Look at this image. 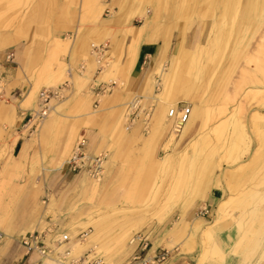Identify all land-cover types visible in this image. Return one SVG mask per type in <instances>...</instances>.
Wrapping results in <instances>:
<instances>
[{"label": "rangeland", "instance_id": "374dc122", "mask_svg": "<svg viewBox=\"0 0 264 264\" xmlns=\"http://www.w3.org/2000/svg\"><path fill=\"white\" fill-rule=\"evenodd\" d=\"M31 1L0 0V43L19 25ZM227 1L108 0L106 4L82 0L80 24L61 26L63 32L57 37L65 41L55 43L50 26L47 34L34 36L22 71L12 79L23 87V107L37 109V95L43 88L64 82L67 87L61 98L51 101L52 108L41 121L27 118L14 127V120L3 119L8 110L0 109V140L11 128L19 131L10 143L0 142V241L8 227L26 222L29 216H48L49 223L71 237L75 236L69 232L73 219L75 234L90 229L89 235L94 230L99 239L117 242L123 250L130 236L142 231L150 244L161 235L166 259L189 255L193 264L198 260L200 264H264L260 258L264 251V140L262 147L259 139L264 130V7L248 16L247 0ZM116 3L118 12H127L120 29L123 36L132 37L126 45L114 41L110 33L94 35L100 16L107 17L105 8L114 16ZM132 17L137 21L132 23ZM140 27L139 37H133ZM144 31L169 47L155 65V57L150 63L137 61ZM84 33L91 36L84 39ZM182 39L189 46L184 57L175 53ZM91 42H108L101 70L86 50ZM81 61L84 69L78 67ZM158 63L167 73L175 68L177 77L160 78ZM70 68L72 76L67 73ZM148 68L155 83L152 91L144 86ZM50 78L53 81L48 84ZM113 80L112 90L95 101L92 91L97 85ZM184 80L202 97L194 105L180 101L192 105L197 114L193 122L199 128L167 145L170 135L160 131L156 115L161 98L180 92L178 84ZM8 83L0 79V95ZM138 84L141 89L134 91ZM28 93L33 95L30 103L25 100ZM137 94L145 97L144 108L151 105L152 109L126 130V105ZM1 101H6L5 95ZM88 131L97 135L98 144L91 152L105 153L101 177L90 178L83 171H49L60 160L65 162L80 135ZM19 134L24 144L14 151ZM257 153L262 155V171L244 181L245 168L258 165ZM50 182L56 183L50 186ZM96 183L98 190L93 192ZM223 200L229 202L227 211L218 217V203ZM206 204L211 210L203 216L199 210ZM89 219L98 220L99 226L95 228L93 220L83 226L81 222L89 223ZM47 224L42 222L39 230ZM34 228L32 224L23 228L20 238ZM104 234L107 238L101 237ZM132 249L128 245L127 253L117 256L114 264H124Z\"/></svg>", "mask_w": 264, "mask_h": 264}, {"label": "crops", "instance_id": "0c3cea01", "mask_svg": "<svg viewBox=\"0 0 264 264\" xmlns=\"http://www.w3.org/2000/svg\"><path fill=\"white\" fill-rule=\"evenodd\" d=\"M124 8L127 9L128 7H124ZM81 9H82V0H74L73 2L70 3L66 0H32L27 8V11H25V13L23 14V17L19 25H17L15 28L9 31L10 34L9 36H6L7 38L2 39V42L0 43V79H5L7 83L9 82L8 83L9 86L5 87V90L0 95V109H4L5 111L8 110V112L4 114L3 119L8 121L14 120L15 121L14 127L22 123L27 118H29L30 114L32 113L31 110L25 109L22 105L21 94L23 87L21 86V84H18L12 80L14 79V76L17 72L22 71V67L24 66L25 59L27 57L31 45L29 42H31L34 39L35 35L39 36V35H44L45 33L47 34V30H48L47 26L51 27L50 28L51 33L53 34V36H56L54 37L55 43H57L60 40L65 41L62 38L57 37L63 32L64 27L61 28V26L77 27L81 22L80 21L81 12H82ZM113 10L116 12L114 16H111L110 13L109 12L107 13L106 11L104 14L107 17H104L102 15L100 16L101 21L99 23V28L94 35L102 36V35H106L107 33H110L111 38H113L114 41L121 43L125 41V45H126L128 44V42L132 41V37L130 38L129 36H127V34L123 36L120 29L122 23L125 21V19H127L126 18L127 12L126 13L123 11L118 12L119 6L117 3L115 6H113ZM135 21H137V19L135 17H132L131 22L133 23ZM130 26L128 27L130 28L135 27V25H130ZM180 26L181 25H178L177 29H179ZM141 31H142V27L135 28L134 30L135 35H133V37L136 38L139 34H141ZM90 36H91L90 34L84 33L83 38L87 39ZM154 40L155 37H151L148 33H145V31L143 32L142 38L138 44V48L136 49L137 61H139L140 63L142 62L143 64L150 63L151 60L155 57L152 63L153 65H155L159 61V59L165 57L169 47H167V49L164 48L167 44L164 45V41H162L163 38L161 39L162 41L161 44H158V42H155ZM182 41L183 39L179 43V46L182 44ZM186 41L188 42V40ZM92 46L93 43L91 42L89 46L86 48L89 56H91L90 50ZM188 47L185 46L186 49ZM83 64L84 61H81L78 64L79 69ZM208 71L209 70H207L206 73H208ZM67 73L70 76H72L73 75L72 68L67 69ZM143 79H144V86L148 90L152 91L154 89L155 83L150 68L146 70ZM52 81L53 78H50L48 80V84L51 83ZM140 89L141 86L139 84L136 87H134V91H139ZM4 95L6 97V101L2 102L1 99ZM155 95L156 94H154V96ZM32 98L33 95L31 93L30 94L28 93L25 96V100H27L26 102L28 103L32 101ZM155 99L157 98L155 97ZM98 105L99 103L96 106ZM158 109H159V104L157 105V110ZM134 122L131 123L130 125H126L125 129L129 130V128L134 124ZM9 124L12 125L11 122ZM263 131L264 130H262V132ZM15 133H19V131L16 130L15 132L14 131L12 132V128H11L8 133H5L1 137L2 140H0V142L4 140L10 143ZM95 133H96L95 131H88L87 133H83L80 135V138H83L84 140V147H83L84 150L90 154L93 153L91 151L98 144V142L96 141L97 135ZM23 144H24L23 136L19 134V137L14 139L13 150L14 151L20 150ZM105 144L106 147L109 144V140H106ZM255 145L259 146V142L256 141ZM261 158L262 155L260 153L254 155V162L258 161V165L253 167V163H252L250 164V166L248 165L245 168L244 181L251 174H253L252 175L253 179L257 177L258 174H260V172L262 171ZM62 160H60L57 163V165L53 166L51 169L48 170L54 171V173L57 172L58 170H60L61 173L64 172L70 173V171L67 170L66 167L63 165L64 160L63 163H60ZM79 178L81 180V175L79 176ZM55 183L56 182H50L49 185L54 186ZM98 186H99L98 183H96L93 186L92 189L93 192H96L98 190ZM217 193L215 194L216 196L215 199H218ZM224 202L226 201L223 200L220 203H218V207L216 210L218 217H222V214L219 213V206ZM49 220L50 218H48V216L43 217V219H39L34 215V216H29L26 222H20L18 224L16 223V226L8 227L5 230V234L2 240L0 241V264H37V262L41 257L35 252L25 253V249L20 241L21 234L19 233L23 228L30 227L31 224L35 226L33 230L39 229V227L42 225V222L49 223ZM92 220L93 219H89V223L86 221L84 222L82 221L81 223H83V226L86 227L88 224L90 225ZM211 221L212 219L206 222L203 228V232H205L206 227H208L207 225L211 223ZM76 223L77 221H74L73 219L69 221V224L71 225V229L69 230V232L72 235H76L74 229ZM29 231L31 230H28L27 232ZM105 235L106 234H104L101 237L107 238ZM87 239H89V241L80 244L79 245L80 248L78 250H83L90 242H93L92 246L98 248V251L100 250V252L103 251L105 253V254L103 253V255L105 256V259L107 262H109V264H114L115 263L114 261L117 258V256L125 254L128 251V245H129L128 242L126 243L125 250H123L121 249V245L119 246L116 244L117 242L99 239L98 235L96 234V232H94V230L88 235ZM163 243L164 242L161 239V235L156 236V239L153 241V244H150L151 247L148 250V252L144 253L143 255L145 256L150 255L155 249L161 248V245H163ZM180 257L181 260H178L179 259L178 257H170L167 259L165 258L163 261L155 262L154 264H193L192 256L185 255ZM260 258L261 260L264 259V251L262 252ZM198 264H200V260H198Z\"/></svg>", "mask_w": 264, "mask_h": 264}, {"label": "built area", "instance_id": "2783aa9c", "mask_svg": "<svg viewBox=\"0 0 264 264\" xmlns=\"http://www.w3.org/2000/svg\"><path fill=\"white\" fill-rule=\"evenodd\" d=\"M104 1L106 4L108 3V0ZM105 11L109 12L108 6ZM107 49L108 42H100L93 44L90 50L91 56L95 57L96 62L99 64V70H101L103 57ZM84 65H81L80 69H84ZM115 85L116 81L114 80L100 82L94 91L95 101H98L99 95L111 91ZM66 87L67 83L64 82L56 87L41 89L37 95L38 107L32 110L28 122L31 120H43L52 108L51 101L61 98ZM144 98L141 94H137L127 102V125L133 123L145 111L146 115H148L149 110L152 109L151 105L148 108H144ZM191 112L192 106L187 103L178 102L170 106L167 116L171 120V131L176 134L179 133L190 119ZM83 147L84 140L79 138L63 165L69 171H83L92 178H100L103 172L105 153L90 154ZM210 210V206L206 204L200 208L199 213L207 216L210 214ZM88 232H90V229L81 230L74 237H71L68 233L61 231L58 226L48 223L40 230L35 229L26 232L21 236L20 241L25 253L35 252L41 257L37 264H109L105 256L100 254L95 246L83 250L77 249L80 244L87 240ZM128 243L133 247V250L124 264H154V262L163 261L168 256V251L165 248H157L150 255H143L148 252L151 245L149 236L142 231L132 234Z\"/></svg>", "mask_w": 264, "mask_h": 264}, {"label": "bare ground", "instance_id": "6f19581e", "mask_svg": "<svg viewBox=\"0 0 264 264\" xmlns=\"http://www.w3.org/2000/svg\"><path fill=\"white\" fill-rule=\"evenodd\" d=\"M227 2H229V0ZM247 3L249 4V7H250V9L247 12L248 13V16L251 15V13L255 9L262 10L261 8L264 7V2H259V0H250V1L247 0ZM167 47H168V45H166L164 48L167 49ZM186 52H187V49L185 48V45H183V41H182V44L180 46H178V48L176 49V52L175 53H179V55H182V57H184ZM193 57H194L193 52H190L189 61L191 63H193V61H194ZM160 64L158 63V66H157V73H159L160 78L167 79L169 76L175 77V75L177 77L178 71L175 68H174V70H172L169 73H167L166 70H165L166 68L164 69L163 65H160ZM181 80H182V78H181ZM182 82H184V83H182ZM182 82L180 84H178V87H179V85L181 86L180 87L181 88V91L180 92H178V93H175V92L174 93H170V94L166 95L165 98H161L160 103H161V106L162 107H161L160 112L156 115V120H157L158 127H159L160 131L163 134H165V135H168V136L170 135L169 136L170 137V140H169V143L167 145L173 144L175 142L177 136H179L180 134L185 133V134H189L190 135V134H193L194 132H196L198 130V128H199V123L198 122H196V123L193 122V120L197 117V114L195 113V110L193 112V107H192V112H191V115H190V119L188 120L187 123H185V125L183 126V128L181 129V131L179 133H177V134L175 132L171 131V122H170L171 120L167 116V113H164V111L166 109H168L170 106H172V105H174V104H176V103H178L180 101H187V102L191 103L192 105H194V103L196 101H199L198 103H200V101L202 100L201 99L202 97L200 98V96L198 94L193 93L191 91V89L193 88V84L190 85V83L187 82V81H185V80L182 81ZM174 85H175V83H174ZM165 114H166V117H165ZM169 128H170V133L171 134L168 133ZM259 139H260V144L262 146L263 145V140H264V132L261 131ZM230 199H229V201H230ZM228 204H229L228 201L222 203L219 206V213H221L223 215L227 211ZM98 223H99L98 220H93V226L95 228H97L99 226Z\"/></svg>", "mask_w": 264, "mask_h": 264}]
</instances>
